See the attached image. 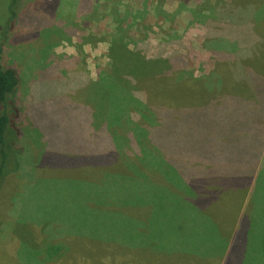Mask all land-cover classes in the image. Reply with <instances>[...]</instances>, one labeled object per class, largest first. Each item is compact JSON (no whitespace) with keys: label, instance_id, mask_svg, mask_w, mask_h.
Returning a JSON list of instances; mask_svg holds the SVG:
<instances>
[{"label":"trees","instance_id":"16d2710c","mask_svg":"<svg viewBox=\"0 0 264 264\" xmlns=\"http://www.w3.org/2000/svg\"><path fill=\"white\" fill-rule=\"evenodd\" d=\"M201 1L204 8L193 9V14L215 62L209 73L195 78L185 72L193 38H187L183 29L176 41L167 33L160 40L129 36L128 40L135 41L131 40L132 50H127L124 33L116 26L110 57L119 52L125 58L130 52L140 66L132 64L118 82L113 80L119 71L113 60L97 86L80 63L73 64L70 80L56 83L55 91L61 95L58 110L45 102L34 111L45 119L62 120L45 124L46 135L53 139L43 141L40 155L31 139L26 150L19 146L22 122L31 117L12 101L17 72L1 64L21 4L20 0H7L0 15V192L8 176L31 164L36 180L25 183L24 196L37 195L45 204L42 214L59 215L57 208L50 212L46 207L52 209L67 201L69 220L84 226L81 218L88 216L87 228L91 221L110 230V224L100 225V215L137 213L144 220L138 236L144 237L142 229L152 232L150 240L142 244L145 257L141 261L147 257L151 264H171L180 261L178 254L183 253L194 257L189 264H264V14L259 15L264 0H230L224 7ZM85 2L78 8L89 9L92 2ZM146 2L138 1L131 10L127 3L116 2L122 7L117 16L127 30L143 25ZM159 2L150 4L158 8ZM180 4L185 5L186 0ZM157 8L153 9L155 16L161 12ZM56 9L46 11L53 16ZM61 63L55 60L44 75L59 74ZM147 63L165 68H149ZM39 84L33 86L35 93ZM94 86L101 92L97 87L92 90ZM93 93L101 99L98 105L91 101ZM96 115L102 121L94 131ZM38 123L33 122L34 129L42 134L41 120ZM155 153H161L177 175H185L191 194L168 180L155 160H149ZM45 221L51 223L47 231L59 223L57 218ZM160 225L176 230L174 237L180 235V239L159 241L157 228L152 226ZM202 226L208 233L203 234ZM187 231L198 235L197 245L188 240ZM50 237L47 232L45 239H35L44 245L41 253L47 257L38 260L41 264H50L56 255H62L64 244L71 246L70 239ZM58 240H64L63 246L48 244ZM119 244L126 245L113 241L105 249L110 251ZM124 251L127 254L126 248ZM104 256L111 264L112 255Z\"/></svg>","mask_w":264,"mask_h":264},{"label":"rangeland","instance_id":"374dc122","mask_svg":"<svg viewBox=\"0 0 264 264\" xmlns=\"http://www.w3.org/2000/svg\"><path fill=\"white\" fill-rule=\"evenodd\" d=\"M6 1L0 0V15ZM81 1L85 2L86 0H20L21 4L17 10L14 30L9 34L3 47L1 64L4 68H12L17 72L19 81L12 101L24 114L27 113L31 117L26 118L21 125L24 134L22 140L20 139L19 146L22 150H26L25 144L30 143L28 140L31 139L35 149L41 153L40 155H43L41 144L44 140L48 142L49 137L53 139L50 134L46 135L45 124L51 125L62 120H55L52 117L45 119V115L39 114V112L34 114V111L45 102H51V107L55 112L58 110L57 104L61 95L55 91L56 83H63L65 79L70 80L69 71L74 67L73 64L80 63L95 85L101 83L100 77L103 71L110 69L113 60L119 70L113 80L118 82L122 80V75L127 74L125 70L132 67V64L140 66V60L137 61L133 58L130 52H126L125 58L123 55H119V52H114L110 57L109 49L114 38L113 35L116 33V26L121 28L120 30L124 33L122 42L126 44L125 49L127 50H132L133 42L131 40L135 41L134 39L128 40L129 36L160 40L167 33L176 41L182 35L183 29L187 38H193L192 46L187 50L185 72L195 78H201L215 67L214 59L204 44L202 32L197 30L198 18L193 14V9L204 8L200 4L201 0H186L185 5H181L180 0H160L158 8L150 4L157 3V0H147L146 6H144L146 14L143 25L134 26L130 31L117 16L118 14L120 16L119 11L122 10V7L116 3L119 0H88L85 3L88 5L89 2H92L89 5L90 10L87 7L84 10L79 9L78 5ZM121 1L127 3L131 10L141 0ZM229 1L210 0L211 4L216 7H224ZM52 7L57 8L53 16L48 10L46 11L47 8ZM154 8L161 10L157 16L154 14ZM204 10H207V7ZM260 14H264V7L262 10L260 9ZM38 20L40 23L44 21V24L37 26L35 23ZM122 51L120 50V53H123ZM121 58L123 59L120 60ZM55 60L63 62L59 66V74L47 77L44 72ZM147 66L154 69L165 68V65L161 64L147 63ZM38 81L41 88L35 93L33 86L35 83L38 84ZM39 85H35V87L39 88ZM117 85L121 84L117 83ZM97 86H94L92 90ZM97 90L100 91L98 87ZM92 96L91 101L98 105L101 99L95 93ZM39 120L43 124L39 127L42 134L38 133L39 131L35 130L33 126V122L39 126ZM99 121L102 120L97 118V115L93 117L94 131L99 128ZM50 139L49 142L52 141ZM31 178L36 180L34 169L29 164L23 171L8 176L2 186L0 192V264H17V262L20 264H41L38 260L43 257L46 261L47 257L41 253L44 245L42 243L38 245L35 239L41 241V236L45 239L47 232L51 236L48 239H55L54 236H58L61 237L59 239L72 241L68 248L63 243L65 250L62 255H56L50 264H99L103 259L99 250L106 246L110 248V243L113 244V241L117 243L116 228L113 229L114 226H112L110 230H103L93 225L91 221H89L91 227L87 228L88 216L81 218L84 226L79 222H72L68 218L66 209L68 204L64 205L67 201L52 209L46 207V210L50 212L57 208L59 215L42 214L45 209L44 202L41 199L37 200V195L24 196L23 186ZM166 178L187 192L185 175L166 174ZM69 182L67 181V183ZM78 186L79 184L71 187L77 188ZM25 198H31V201H25ZM46 206H50V204H46ZM104 217L105 224L109 225L110 216ZM56 218L59 223L54 224V229L51 227V231H47L48 224L51 223L45 220L51 221ZM89 218H91L89 220L93 219V217ZM71 227H73V232ZM127 229L128 223L123 226V230ZM61 242L64 240L49 241L48 244L55 248L63 246ZM37 245L38 247L35 248ZM49 252L55 254L54 249Z\"/></svg>","mask_w":264,"mask_h":264},{"label":"crops","instance_id":"0c3cea01","mask_svg":"<svg viewBox=\"0 0 264 264\" xmlns=\"http://www.w3.org/2000/svg\"><path fill=\"white\" fill-rule=\"evenodd\" d=\"M151 159L155 160V162L157 163L159 170L162 174L166 175H172V176H178L176 173L177 171L174 169V167L168 162L167 159H164L163 156L158 153H155L153 156H151L149 158V160L151 161ZM190 188H187V192H189L191 194V191H189ZM130 212V211H127ZM105 215H100L99 220L102 221V223L100 224L101 226H103V223H105ZM144 220L139 218V216L137 215V213H123L119 214V215H110V224H111V228L112 226L113 229L116 228L117 230V234H115V236H118V242H122L125 243L126 245H121L114 247L112 250L108 251L105 248H101L99 250V252L104 256L105 253L107 254H111L112 255V261L111 264H133L135 261H139L142 264H151L149 263V261L145 258L144 260H140L142 259L143 256V249H141V247L143 246V242L144 241H149L150 237L152 236V232L151 230H148L146 232V230L142 229L141 232H144L143 235L144 237H140L138 236L139 232V228L142 226V224ZM128 223V229L127 230H123V226ZM154 228H157V235L155 236L159 241H165L167 239V242H171L173 243L174 241H177L180 239V235H177L174 237L175 233L177 232L176 230H168V228H166L163 225H160L159 227L157 226H152ZM151 229V228H150ZM203 234L208 233L209 229L207 227L202 226L201 227ZM167 234H171L172 237L168 238ZM190 234L189 237V241L191 242H197L195 245H197L200 241L199 237H196L198 235H196L194 233L195 236L191 235V233H189V231H187V235ZM136 236H138L137 239ZM199 241V242H198ZM164 248H168L170 246H165L163 245ZM171 247L173 248H177V249H182L183 246H176V245H172ZM126 248L127 254H125L124 249ZM110 252V253H109ZM99 253V254H100ZM178 254V253H177ZM181 254V255H180ZM179 257H181L180 261L178 262H172L171 264H189L188 262L191 261L194 257L190 256V255H184L183 253H179L178 254ZM102 256V260L100 261L99 264H110L109 262L104 260V256ZM145 257V256H143ZM160 264H167L163 261L159 262ZM190 264H195L194 262H191Z\"/></svg>","mask_w":264,"mask_h":264}]
</instances>
